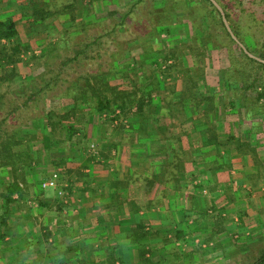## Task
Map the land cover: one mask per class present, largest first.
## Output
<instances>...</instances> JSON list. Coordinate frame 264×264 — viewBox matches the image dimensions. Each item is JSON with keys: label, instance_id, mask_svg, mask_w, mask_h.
Listing matches in <instances>:
<instances>
[{"label": "rangeland", "instance_id": "374dc122", "mask_svg": "<svg viewBox=\"0 0 264 264\" xmlns=\"http://www.w3.org/2000/svg\"><path fill=\"white\" fill-rule=\"evenodd\" d=\"M41 1H43L44 7L53 12L64 10L69 4L75 3L76 23L81 22L88 25L104 18L109 19L107 24L118 23L120 21V15L117 13L120 8L119 5H121L119 10L124 14L128 11V7L137 0H114L118 3L117 6L105 5L103 0ZM191 1L193 8L185 12L186 16L182 19L185 26L179 25L180 18H178L177 21L171 23L173 25L168 30L170 31L169 34H162L157 42L150 44L147 39L141 40L140 43L133 42L130 51L126 54V59L121 61L120 64L122 67L120 74L126 75L127 79L112 80L106 78L108 84L110 86L117 85L125 91L138 93L143 90L145 92L151 91L155 98L154 101H161L164 104L174 102L172 116L178 121V125H175L174 129L177 127L178 131L187 118L193 119L196 123L194 126L199 129L198 132L201 137H199V140L193 142L191 139L188 140L187 137H183V146H187L192 156L200 154L203 148L211 149L207 153L209 155L215 154L217 151H230L234 146H229L230 143H227V138L234 134L240 135L241 137H236L243 142H249L253 145L251 149L245 146L243 153L248 150L251 151L253 148L256 149L257 136L264 140V103L255 106V97L243 93L242 85L228 84L226 72L232 66L229 48L233 49L236 56H239L240 52L229 43L224 30L218 23V18L204 19L208 16L205 12L209 7H206L200 0ZM216 1L224 11L231 14L234 22L241 25L246 34H249L250 43L258 44L260 47L264 44V4L252 0H240L235 4H230V0ZM224 6H227L226 10ZM31 8L32 5L28 0H0V11L4 17H13L17 21L19 31V35L12 42H0V57L1 53L11 54L14 44L20 43L29 46L28 49L23 48V52L20 54L22 60L17 64L7 67L3 61L0 62V75H5L10 70H13L17 75L11 82L5 84L3 90L10 84L12 87L15 86V90L18 91L19 87H24L22 84L27 85L26 81L30 77L39 75L47 66L48 61L46 59L41 58L38 60V63L45 64V66L40 65V67H36L37 63L34 60L41 55V46L49 42V38L47 39L45 25L42 23L34 24L26 16L27 12H31ZM66 16L69 17L70 15ZM68 17L64 16L59 20L62 23L61 25L66 28L74 26L73 21ZM51 24H54V21ZM54 28L56 27L54 26ZM193 29L197 33L194 38L191 34ZM183 36H185V40L181 41ZM197 50L198 54H196ZM190 77L196 85L198 81L200 82V85H197L194 90L191 87L193 84L189 83L188 78ZM262 77H264V73ZM214 95V101L216 100L219 104V112L217 115H215V111L211 112L208 118L205 116L204 109L210 105V102H208L210 96ZM248 96L251 97L250 105L246 102ZM200 100L203 101L204 106L196 109L194 104ZM72 102L73 99L71 98H60L53 103L48 102L47 107L58 114H64L70 109ZM231 102H235V106H232ZM92 105L95 106L96 104L93 103ZM260 105H263V108H259ZM160 108L152 104L149 107L152 112L170 115L167 114L166 108ZM136 109L134 106L132 112H135ZM95 112V109L80 103L79 110L70 115L69 118L64 119L62 121L63 127L56 130L52 136L43 132L41 120L25 128V134H29L28 137L33 138L32 141H28L27 136L24 137L27 144L30 142L28 146L33 155V160L30 165L18 169V174L22 175L20 182L27 192V202H21L23 209L28 211V207L38 205L35 199L39 195L38 189L41 188L43 194H40L39 197L44 195L53 199L56 195L59 199H56L57 203H53L55 204L54 208L50 207L48 210L51 216H57L56 210H58L60 219L68 217L70 212H73V216H76L78 209L76 199L79 198L80 193L79 191H77L78 194L72 191L66 192L62 188H67L68 184L75 182L76 178L81 181L83 174L86 172L85 170L89 169L90 166L98 165L103 173L107 170L110 172L108 161L113 160L114 155L112 153L108 155L107 152L109 148L114 146L115 139L119 142L117 149H121L120 136L126 133L128 121L124 115L120 114L119 110H116L115 113L102 115ZM206 121H208L210 127L214 126L218 136H221H219L220 140L218 139V142L208 140V137H206L208 130H206L205 137H203L202 129L208 128ZM72 124L76 133L70 139L65 126ZM223 131L228 134L226 137L223 135ZM180 133L182 132L180 131ZM176 143L179 144L180 142ZM185 155L182 154L180 158L172 156L174 159L170 165L172 172L176 171L177 163L179 164L180 161L185 160ZM114 158L116 159L115 166L118 165L122 169L123 157L119 159L118 156H115ZM195 158H197L198 164L203 160L198 156ZM54 172L59 173L58 187L54 189L43 188L44 181L48 180ZM12 178L11 169H6L4 173H0V193L4 189L2 184L11 181ZM22 179L25 183L21 181ZM194 186H197V184ZM61 191L65 193L61 194ZM191 192L193 191L191 190ZM191 192H187L186 197L189 199L193 195L195 200L193 204H191V200L187 203L188 210L178 216L180 217L178 223L171 218H163L160 225H153V227L149 225L151 226L153 238L157 241L156 244V241H151L152 248L155 251L157 250L159 254L157 253L158 256L152 262L146 264H252L254 259L264 253V238H259L261 233L251 239L233 238L232 236L227 247L231 248L232 251L227 252V249L224 248L227 241L222 236L228 233L222 232V228L218 230L220 228L218 222L224 224L223 221L225 220L222 221L221 218H217L219 214L216 213L218 211L216 207L214 209L216 211L209 213L210 216L208 211L207 216L203 217L199 210L211 205L199 203L196 200L195 194L197 193L192 194ZM196 192H200L202 195L200 189H196ZM13 210L15 213H19L17 206H13ZM59 211H62V214ZM28 214H30L29 211ZM23 216H25V213ZM225 218L227 219V217ZM41 221L39 216L35 218L34 227L37 230L42 229ZM79 221L77 226L74 227L76 231L74 235H79V232L83 230L82 222L79 223ZM21 223H24V221L22 220ZM23 227L26 228L25 225L22 226V229ZM178 229L185 232L180 239L176 237V230ZM68 230L69 232L72 231L71 228ZM107 239L106 236L100 238L102 242ZM72 240L73 236L69 238L67 243ZM148 243L149 241H147ZM115 253L116 257L122 256L120 258L122 261L118 260L116 264H143L141 261L134 262L129 252L121 255L120 252L115 251ZM99 254L104 255L105 261L109 256V253L106 255L107 257H105V254Z\"/></svg>", "mask_w": 264, "mask_h": 264}, {"label": "trees", "instance_id": "16d2710c", "mask_svg": "<svg viewBox=\"0 0 264 264\" xmlns=\"http://www.w3.org/2000/svg\"><path fill=\"white\" fill-rule=\"evenodd\" d=\"M28 1L32 5V8L31 12L26 13V16L34 24L42 23L45 25L48 35L46 36L47 39L49 38V42L41 46V55L34 59L37 63L36 67H40V65L45 66V64L38 63V60L41 58L46 59L48 62L42 73L30 77L26 81L27 85L22 84L24 87H19L18 91L15 90V86L12 87L10 84L3 90L7 82H11L12 79L17 77L13 70H10L5 75H0V173H4L6 169H11L13 175L11 181L2 184L4 189L0 193V244L6 241L7 237L12 236L16 238L17 232L22 230L23 225L34 224V219L39 213L41 214V209H49L50 207L48 201L42 200L39 197L40 194H43V190L39 188L38 198L36 197L35 199L38 202V208L34 209L33 206L28 207L29 215H26L28 211L22 208L21 202H27V192L23 187L24 185L20 182L22 175L18 174V169L30 165L33 160V155L28 146L30 142L27 144L24 141V137L27 136L28 141H32L33 138H29V134H25V128L41 120L43 132L52 136L56 130L63 127L62 121L64 119L69 118L70 115L75 114L79 110L81 103L95 109V113L100 115L115 113L116 110H119L120 114L126 117L128 123L133 125L134 131L137 133L143 132L150 136L155 131L154 125L150 120L156 117V113L150 111L149 107L150 104L157 107V101H154L155 98L152 92H145L144 90L141 93L125 91L117 85L110 86L106 78L112 80H119V78L120 80L127 79L126 75L120 74L122 69L120 64L121 61L126 59V54L130 51L131 44L133 42L140 43L143 39H147L150 44L157 42L162 34H169L170 31L168 30L173 25L171 23L177 21L178 18H180L179 25L185 26V23L182 21L186 16L185 12L193 8L191 0H137L128 7V11L124 14L119 10L121 8V5H119L120 8H117V13L120 15V21L118 23L107 24L109 23V19L104 18L98 19L93 24L85 25L81 22L76 23L75 3L69 4L64 10L53 12L44 7L41 0ZM200 1L206 7H209L205 12L208 16L204 19L210 20V17L218 18V23L224 30L229 43L240 52L239 56H236L233 49L229 48L232 66L226 72L228 84L242 85L243 93H248L255 97V106L264 103V77H262L264 64L250 58L231 38L225 28L220 12L212 2L209 0ZM218 1L220 2V0ZM239 1L230 0L229 2L230 4H235ZM252 1L264 4V0ZM103 2H105V5L117 6L118 4L114 0H103ZM224 8L226 10L227 6H224ZM225 13L237 38L245 45L249 52L264 60V44L260 47L258 44L250 43L249 34H246L241 25L234 22L229 12L225 11ZM64 16L72 20L74 26L67 28L62 26L59 20ZM53 21L54 24H51ZM192 32V38H194L197 33L194 29ZM18 35L17 21L13 17H4L0 11V42H12ZM184 40L185 36L181 38V41ZM24 47L26 49L29 48L28 45L14 44L11 54L1 53L0 62L3 61L7 67L17 64L22 60L20 54L23 52ZM196 54H198V50ZM188 79L189 83L193 84L191 86L193 90L197 85H200L199 81L196 85L192 77ZM66 97L73 99V102L70 109L64 114H58L54 110L48 109V102L53 103L55 100ZM213 97L215 95L210 96L208 99L211 106L209 105L204 109L205 116L208 118L211 112L215 111V115L219 112V104H217L216 100L214 101L215 98ZM246 102L249 105L251 104L250 96L246 97ZM93 103L96 105L93 106ZM158 103L160 104L161 101H158ZM202 104L203 101L200 100L194 106L196 109H199ZM231 105L235 106V102H231ZM263 105L258 107L260 108ZM134 106L137 109L135 112H132ZM206 123L208 127V139L218 142L217 130H215L214 126L210 127L208 121ZM65 128L69 138L72 139L76 133L74 125H68ZM227 140H229V146H235L238 151L244 150L245 146L251 149L252 146L250 143L242 142L235 136H230ZM251 151L257 157L255 154L256 149H252ZM21 181L25 183L24 179ZM72 187V184H69L67 188L62 189L69 192L72 191ZM13 206H17L19 213H15ZM120 207L122 206H113L115 210ZM100 208L108 212L112 209V206L109 202H102L100 205L94 203L91 209L97 212ZM24 213L25 216H23ZM55 213L59 217L58 210ZM59 213L62 214V211H59ZM201 214L205 217L207 216V211H203ZM59 219L58 227H62L60 229L61 235L65 238L73 236V240L69 241L68 245L70 251H75V255L76 253L80 255L78 251L79 247L95 246L96 242L102 248L107 247L109 256L106 262L96 264H116L118 260L122 261L120 259L122 256L116 257L115 253L122 244L129 247V254L134 262L139 260L143 264H146L152 262L158 256L157 250L155 251L152 248L151 241L156 240L153 238L151 228L142 222V220L131 225L123 239H120L116 235L108 237L107 240L102 242L100 238L103 236L100 238H97V236L101 233L102 235L106 233L103 227L98 228L96 231L98 235L96 237L89 235L91 231L87 229L85 232L84 228L80 231L78 238L77 235H74L76 232L74 227L77 226V223L74 221L75 219ZM22 220L24 223H21ZM218 225L220 226V222H218ZM69 228H71V232H69ZM45 229L46 233L44 237L48 242L53 236V231L46 226ZM176 231L177 239L184 236L185 232L183 230L178 229ZM16 239L18 240V238ZM53 241L52 244L54 245L60 244V240L59 242ZM147 241H149L148 244ZM80 252L85 256V249H81ZM119 254L121 255L122 252ZM99 255L97 254L96 256L100 257ZM69 261L71 262V258ZM80 264L94 263L89 262L86 258H82ZM252 264H264V253L254 259Z\"/></svg>", "mask_w": 264, "mask_h": 264}, {"label": "crops", "instance_id": "0c3cea01", "mask_svg": "<svg viewBox=\"0 0 264 264\" xmlns=\"http://www.w3.org/2000/svg\"><path fill=\"white\" fill-rule=\"evenodd\" d=\"M174 106V102L159 104L157 101V108H166L167 114L170 115L156 113V117L150 120L155 128L150 136L143 132H135L133 125L128 123L126 133L119 135L121 149H117L119 142L115 139L114 146L107 152L108 155L112 153L119 159L123 157L122 169L118 165L115 166L116 159L113 157V160L108 161L110 172L107 170L103 173L101 167L93 165L85 170L81 181L76 178L72 183V192L80 193L76 199L77 214L73 216V212H70L66 219L74 218L77 224L80 220L79 223L82 222L85 232L87 229L91 231L89 232L91 236L96 237L98 228L103 227L106 233L99 234L97 238L118 235L123 239L130 226L141 220L152 227L160 225L163 218H171L178 223L180 218L178 216L188 210L187 203L191 200L193 204L195 200L193 195L189 199L186 197L187 192L192 190V194L197 193L195 195L199 203L211 205L199 210L200 214L206 210L209 211L208 214L212 213L216 211L214 210L216 207L218 210L216 213L219 214L217 218L225 220L223 221L225 223L221 225V222L218 227H222V232L228 233L222 236L227 241L224 246L227 252L232 251L231 248H227L232 236L251 239L261 233L259 238H264V140L257 136L255 153L257 157L252 151L243 153V150L238 151L235 146L228 152L217 151L211 155L207 154L210 148H203L200 154L194 155L203 159L198 164L197 158L190 155L187 146H183V137L193 142L197 141L200 137L199 129L194 126L196 123L191 118H187L178 131L177 127L174 129L175 125H178V121L172 116ZM206 130L207 128L202 129L203 137ZM223 133L225 137L228 135L225 131ZM176 142H180L181 145ZM227 143L229 144V140ZM182 154H186L185 160L177 163L176 171L172 172L170 168L174 161L172 156L180 158ZM195 184L197 186H194ZM196 189H200L202 195L196 192ZM42 196L40 198L48 201L49 206L54 208L53 203H57V196L55 195L53 199ZM102 202H109L112 209L108 212L103 208L97 212L91 209L94 203L100 205ZM114 205L122 207L115 210ZM33 207L35 209L38 205ZM48 210L41 209V214L37 215L42 220V229L37 230L34 227V219V224H26V228L23 227L17 232L18 240L10 236L0 244V264H80L82 258L94 264L106 262L104 255L99 253L107 257V247L102 248L97 242L95 246L79 247L80 255L70 251L67 243L69 238L63 237L60 232L62 227H58L59 217L55 215L52 217ZM45 226L53 231V236L48 242L44 237ZM77 237L79 238L78 235ZM14 239L16 240L13 241ZM59 240V245L52 244V241ZM81 249H85V256L81 254ZM116 252L127 254L125 252L130 250L127 245L122 244ZM97 254L100 257L96 256Z\"/></svg>", "mask_w": 264, "mask_h": 264}, {"label": "water", "instance_id": "95a60500", "mask_svg": "<svg viewBox=\"0 0 264 264\" xmlns=\"http://www.w3.org/2000/svg\"><path fill=\"white\" fill-rule=\"evenodd\" d=\"M210 2H212V4L217 8V10L220 12L223 23L225 25L226 30L228 31V33L230 34L231 38L240 46V48L245 52V54H247L250 58L263 63L264 64V60L254 54H252L251 52H249V50L245 47V45L237 38V36L235 35V33L233 32L228 19L226 17V13L224 11V9L222 8V6L216 1V0H209Z\"/></svg>", "mask_w": 264, "mask_h": 264}, {"label": "built area", "instance_id": "2783aa9c", "mask_svg": "<svg viewBox=\"0 0 264 264\" xmlns=\"http://www.w3.org/2000/svg\"><path fill=\"white\" fill-rule=\"evenodd\" d=\"M58 180H59V173L54 172L48 180L44 181L43 188L45 189L46 188H57ZM60 193L64 194L63 191H61Z\"/></svg>", "mask_w": 264, "mask_h": 264}]
</instances>
